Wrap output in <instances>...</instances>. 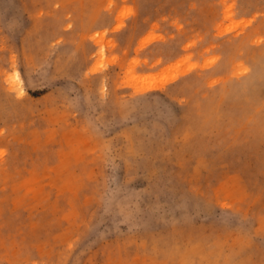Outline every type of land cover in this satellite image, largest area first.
<instances>
[{
  "label": "rangeland",
  "instance_id": "obj_1",
  "mask_svg": "<svg viewBox=\"0 0 264 264\" xmlns=\"http://www.w3.org/2000/svg\"><path fill=\"white\" fill-rule=\"evenodd\" d=\"M0 264H264V0H0Z\"/></svg>",
  "mask_w": 264,
  "mask_h": 264
},
{
  "label": "bare ground",
  "instance_id": "obj_2",
  "mask_svg": "<svg viewBox=\"0 0 264 264\" xmlns=\"http://www.w3.org/2000/svg\"><path fill=\"white\" fill-rule=\"evenodd\" d=\"M179 74H181V73L174 74V75H172V76H170V77L164 78V79H162L158 84L161 86V85L165 84L167 81L174 79V78H175L177 75H179ZM158 84H155V85L150 86V87H151V88H153V87H157V86H159Z\"/></svg>",
  "mask_w": 264,
  "mask_h": 264
}]
</instances>
